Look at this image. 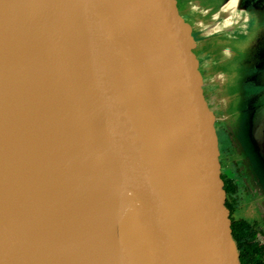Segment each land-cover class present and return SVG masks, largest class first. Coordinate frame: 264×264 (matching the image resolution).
Listing matches in <instances>:
<instances>
[{"label": "water", "instance_id": "obj_1", "mask_svg": "<svg viewBox=\"0 0 264 264\" xmlns=\"http://www.w3.org/2000/svg\"><path fill=\"white\" fill-rule=\"evenodd\" d=\"M237 166L264 206V0H0V264H243Z\"/></svg>", "mask_w": 264, "mask_h": 264}, {"label": "bare ground", "instance_id": "obj_2", "mask_svg": "<svg viewBox=\"0 0 264 264\" xmlns=\"http://www.w3.org/2000/svg\"><path fill=\"white\" fill-rule=\"evenodd\" d=\"M223 13L224 8L219 9L216 17L212 20H217ZM45 123L46 125L54 124L52 120H47ZM67 133L73 136L66 138L60 133L45 132L41 128L33 127L28 134V138L29 142L36 146L51 148L67 155L83 157L105 165H115L117 163L118 158L111 146L102 139L95 137V134L87 127H74L73 123H70Z\"/></svg>", "mask_w": 264, "mask_h": 264}, {"label": "flooded vegetation", "instance_id": "obj_3", "mask_svg": "<svg viewBox=\"0 0 264 264\" xmlns=\"http://www.w3.org/2000/svg\"><path fill=\"white\" fill-rule=\"evenodd\" d=\"M237 168V174L243 182L238 189L240 201L247 206L245 219L239 224L243 264H264V206L258 199L260 192L257 187L251 183L241 166Z\"/></svg>", "mask_w": 264, "mask_h": 264}]
</instances>
